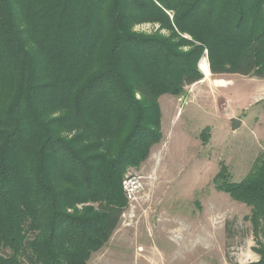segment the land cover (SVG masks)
<instances>
[{"label": "trees", "instance_id": "1", "mask_svg": "<svg viewBox=\"0 0 264 264\" xmlns=\"http://www.w3.org/2000/svg\"><path fill=\"white\" fill-rule=\"evenodd\" d=\"M206 52L213 74L264 77V0H0V264H87L110 241L159 98L202 80ZM226 176L264 264V152Z\"/></svg>", "mask_w": 264, "mask_h": 264}, {"label": "rangeland", "instance_id": "2", "mask_svg": "<svg viewBox=\"0 0 264 264\" xmlns=\"http://www.w3.org/2000/svg\"><path fill=\"white\" fill-rule=\"evenodd\" d=\"M158 30L152 23L134 29L146 35ZM199 69L202 80L182 94L159 98L163 139L140 168L125 175L142 176L138 199H127L118 228L87 264H250L260 259L246 219L250 208L219 189L216 176L225 165L231 173L227 180L241 182L264 152V77L213 74L207 52ZM235 119L241 120L238 128Z\"/></svg>", "mask_w": 264, "mask_h": 264}, {"label": "built area", "instance_id": "3", "mask_svg": "<svg viewBox=\"0 0 264 264\" xmlns=\"http://www.w3.org/2000/svg\"><path fill=\"white\" fill-rule=\"evenodd\" d=\"M142 176L131 174L127 175L123 180V189L126 195V198L129 201H136L138 199L139 191L142 187L141 182Z\"/></svg>", "mask_w": 264, "mask_h": 264}, {"label": "bare ground", "instance_id": "4", "mask_svg": "<svg viewBox=\"0 0 264 264\" xmlns=\"http://www.w3.org/2000/svg\"><path fill=\"white\" fill-rule=\"evenodd\" d=\"M202 68L204 69V74L206 76H209L211 73H210V70H209V67L208 65L205 63V61H202V64H201Z\"/></svg>", "mask_w": 264, "mask_h": 264}, {"label": "water", "instance_id": "5", "mask_svg": "<svg viewBox=\"0 0 264 264\" xmlns=\"http://www.w3.org/2000/svg\"><path fill=\"white\" fill-rule=\"evenodd\" d=\"M241 124V120L240 119H235V124H234V128H238Z\"/></svg>", "mask_w": 264, "mask_h": 264}]
</instances>
